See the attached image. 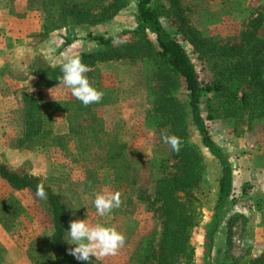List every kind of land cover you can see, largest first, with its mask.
I'll use <instances>...</instances> for the list:
<instances>
[{"label": "trees", "instance_id": "1", "mask_svg": "<svg viewBox=\"0 0 264 264\" xmlns=\"http://www.w3.org/2000/svg\"><path fill=\"white\" fill-rule=\"evenodd\" d=\"M21 3L24 6H18ZM129 5L130 0H6V8L17 6V17L40 26V35L62 41L58 52L61 56L76 43H93L95 46L90 50L74 54L82 56L83 63L91 69L114 61L151 62L153 73L148 80L152 108L146 113L145 123L151 125L160 138L162 130H167L168 134L179 136L183 144L179 153L170 147L176 172L158 182L155 194L154 205H159L157 211L162 218V230L157 234L159 241L153 234L146 237L144 251L137 257L151 264H194L196 248L192 244V233L200 218L195 191L205 182V164L202 150L193 142L192 126L197 128L222 169L217 200V207L222 208L232 192L233 168L224 153L214 146L201 116V105L205 104L207 121L221 122L235 131L243 126L250 130L264 122V5L261 12L251 18L240 43L235 45H222L204 36L189 23L178 0H138L134 27L123 32L117 42L90 32L91 28L113 22ZM125 35H130L131 40H122ZM176 36L193 47L197 60L210 76L209 80L201 77L197 65ZM64 61L65 56L55 66L46 64L36 69V76L47 88L61 84L58 78L62 76ZM97 90L104 92L97 108L109 105L110 90ZM181 93L187 94L188 103H183ZM22 99L24 134L19 141L21 150L33 152L48 147L66 150L73 143L84 153L91 148L104 150L107 172L104 181L95 170L86 171V180L94 188L89 192L92 197L89 207H95V194L104 185L111 192L120 191L121 199L133 203L130 191L142 189L138 188L131 174L134 167L129 160L128 144L115 131L106 128L97 112L86 111L75 97L71 101L52 103L31 95ZM54 109L65 115L68 134L59 136L54 133ZM85 118H88L89 125H85ZM169 160L154 158L150 166L165 169ZM0 179L5 180L13 192H29L43 206L50 220L47 229L51 234L40 250L42 254L38 252L36 256H30L32 262L88 264L67 252L66 233L71 209H79L75 206L74 193L64 196L54 192L39 178L18 174L2 162ZM106 180L108 182L104 183ZM41 182L47 200L35 196L36 187ZM143 195L144 191L138 195L140 201L145 200ZM7 202L9 207H3L0 224L11 233L25 210L17 198H9L2 204ZM239 220L247 221V217L233 215L224 227L227 244L226 251L220 254L219 264H264V249L257 258H252L247 251L237 254L233 237ZM93 260L89 264H94Z\"/></svg>", "mask_w": 264, "mask_h": 264}, {"label": "rangeland", "instance_id": "2", "mask_svg": "<svg viewBox=\"0 0 264 264\" xmlns=\"http://www.w3.org/2000/svg\"><path fill=\"white\" fill-rule=\"evenodd\" d=\"M178 1L189 23L204 36L222 45L239 44L251 18L258 15L264 5V0ZM137 4L138 0H130L129 7L113 22L91 28L90 32L94 36L101 34L106 39L117 42V39L124 35L123 32L134 27ZM18 6L24 5L21 3ZM15 7L6 8V0H0V162L18 174H29L39 178L54 192L64 196L74 193L75 206H79V209L77 207L71 209L70 220L88 219L92 225L100 223L115 226L124 233L126 242L117 254L99 259L93 257L94 264H151L137 255L143 253L146 237L153 234L159 241L157 234L159 235L162 230V218L157 211L159 205H154L155 194L158 182L176 172L170 146L163 142L151 125L145 123L146 113L152 108L148 80L153 73L151 62L114 61L100 64L86 74L96 89L110 90V104L101 108H97L98 103L88 106L80 104L88 112H97L106 128L115 131L128 144L129 160L134 167L131 174L138 188L142 189L137 192L130 191L129 194L134 198L132 204L128 203L127 199L125 201L122 199L123 203L119 208L108 215L100 216L96 208L91 209L88 204L92 201L89 192L94 191V188L86 180V171L95 170L104 181L107 173L104 150L91 148L84 153L74 143L66 150L48 147L29 152L19 147V141L24 134L22 97L31 95L46 103L74 100L71 90L63 84L47 88L36 76V69L46 64L57 65L63 56L68 55V50L71 54L73 46L81 52L90 50L95 45L76 43L61 56L58 52L62 41L59 39L56 41L53 37L45 38L44 34L40 35V26L17 17L15 15L18 14L17 6ZM10 12L14 13L11 15ZM87 31L88 28L85 33ZM6 38L11 41H7ZM176 39L183 44L197 65L201 77L209 80L210 76L208 77L206 69L197 60L193 47L183 42L180 36H176ZM122 40L129 41L131 36L125 35ZM181 99L183 103H188L187 94L183 93ZM54 111H56L52 124L54 133L59 136L68 134L69 126L65 115L59 110ZM201 113L214 146L224 153L232 167L246 169L252 166L264 169V122L250 130L243 126L235 131L221 122L207 121L205 104L201 105ZM84 123L89 125L88 118H85ZM192 139L202 150L205 164V182L195 191L200 218L192 233V244L196 248L194 264H219L220 254L226 251L227 244L224 227L228 219L236 214L247 217V221L239 220L235 226L233 240L236 243V252L240 254L247 251L252 258H257L262 249L259 244L264 245L260 240L264 238V235H261L264 233L256 230L257 223L254 222L262 220L264 224V205L260 204L262 209L260 214L253 212L247 216L245 204L250 195L247 188L241 186L239 187L241 190L235 187L234 193L232 189L227 203L218 208L222 169L217 158L202 141L195 126H192ZM154 158L170 160L164 165L165 169L158 166L152 168L150 164ZM107 182L108 180L104 183ZM235 185L238 186L237 182ZM105 191H110L108 186H101L99 192ZM143 191L145 200L140 201L138 195H142ZM9 198H17L25 210L13 231L18 233L20 241L28 244L29 257L36 256L51 234V230L47 229L50 220L43 206L29 192H13L8 183L0 179V215L4 212L3 207H9V202L2 204ZM68 238L67 231L66 241ZM68 245L69 248L75 247Z\"/></svg>", "mask_w": 264, "mask_h": 264}, {"label": "clouds", "instance_id": "3", "mask_svg": "<svg viewBox=\"0 0 264 264\" xmlns=\"http://www.w3.org/2000/svg\"><path fill=\"white\" fill-rule=\"evenodd\" d=\"M90 71L91 68L83 63L82 56L66 55L65 61L61 65L62 76L58 78L59 83L69 88L71 95L84 106L99 103L104 96L103 91L97 90L91 84L86 75ZM161 138L174 152H180L183 141L179 136L168 134L167 130H162ZM35 196L40 200L48 199L43 182L37 185ZM121 197L122 193L120 191L96 193L94 206L97 213L100 216L110 214L123 203ZM73 215H75V211H73ZM68 234L69 238L66 242L75 245V247L67 249L68 254L76 260L88 262V264L93 257L99 259L117 254L126 242L124 233L115 226H105L100 223L92 225L88 219L70 220Z\"/></svg>", "mask_w": 264, "mask_h": 264}, {"label": "crops", "instance_id": "4", "mask_svg": "<svg viewBox=\"0 0 264 264\" xmlns=\"http://www.w3.org/2000/svg\"><path fill=\"white\" fill-rule=\"evenodd\" d=\"M14 45H16V42ZM76 53H79V51L75 46L71 48V54H69L68 50V55H74ZM232 168L233 193L235 192V187L239 188L242 186L247 188V192L250 195L245 204V212L247 213V216L253 212L260 214L262 212L260 204L262 203V205H264V169L252 166H249L246 169H237V167ZM236 178H238V180H236ZM235 182H237L238 186L235 185ZM236 192L239 194L238 190ZM242 193H244V190ZM254 223H257L256 230L259 233H264V224L262 223V220ZM14 231L9 233L0 224V264H35L29 257L28 244L24 241H20L18 233H15ZM260 240L264 242V238H260ZM259 246H262V249H260L261 251L259 252L261 254L264 245L260 243Z\"/></svg>", "mask_w": 264, "mask_h": 264}]
</instances>
